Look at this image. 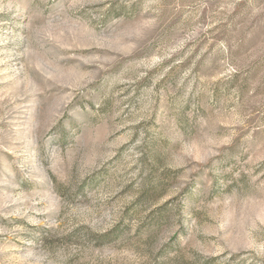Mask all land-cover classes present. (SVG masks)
<instances>
[{"label": "rangeland", "instance_id": "obj_1", "mask_svg": "<svg viewBox=\"0 0 264 264\" xmlns=\"http://www.w3.org/2000/svg\"><path fill=\"white\" fill-rule=\"evenodd\" d=\"M0 264H264V0H0Z\"/></svg>", "mask_w": 264, "mask_h": 264}]
</instances>
